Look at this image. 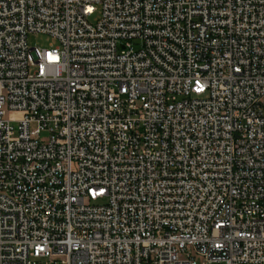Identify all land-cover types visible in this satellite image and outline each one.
I'll list each match as a JSON object with an SVG mask.
<instances>
[{
	"label": "built area",
	"instance_id": "1",
	"mask_svg": "<svg viewBox=\"0 0 264 264\" xmlns=\"http://www.w3.org/2000/svg\"><path fill=\"white\" fill-rule=\"evenodd\" d=\"M0 264H264V0H0Z\"/></svg>",
	"mask_w": 264,
	"mask_h": 264
},
{
	"label": "rangeland",
	"instance_id": "2",
	"mask_svg": "<svg viewBox=\"0 0 264 264\" xmlns=\"http://www.w3.org/2000/svg\"><path fill=\"white\" fill-rule=\"evenodd\" d=\"M27 42L29 46H39L42 48L57 45V40L46 33L32 32L28 35Z\"/></svg>",
	"mask_w": 264,
	"mask_h": 264
}]
</instances>
